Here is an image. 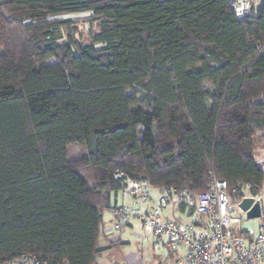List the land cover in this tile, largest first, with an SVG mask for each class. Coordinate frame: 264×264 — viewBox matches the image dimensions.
Listing matches in <instances>:
<instances>
[{
    "label": "trees",
    "instance_id": "obj_1",
    "mask_svg": "<svg viewBox=\"0 0 264 264\" xmlns=\"http://www.w3.org/2000/svg\"><path fill=\"white\" fill-rule=\"evenodd\" d=\"M80 13L99 22L87 45L63 41ZM262 147L264 3L0 0V264H95L128 181L258 198Z\"/></svg>",
    "mask_w": 264,
    "mask_h": 264
},
{
    "label": "built area",
    "instance_id": "obj_2",
    "mask_svg": "<svg viewBox=\"0 0 264 264\" xmlns=\"http://www.w3.org/2000/svg\"><path fill=\"white\" fill-rule=\"evenodd\" d=\"M227 3L238 19H244L253 13L256 4L264 3V0H227ZM250 189L249 184L241 183L230 192L227 182L221 179H215L201 193L172 186L155 187L145 181H128L121 194L132 198L133 203L112 210L115 229L120 230L130 219L139 217V203L154 199L153 206L142 219L156 242L173 252L185 251L184 257L175 264H264V213L259 228H249L243 234L232 229L235 222L234 195L242 194V201L251 197ZM172 204L184 206L186 213L204 218L205 222L202 225L184 224L166 218L165 209ZM10 264L48 262L42 259L41 253H33L24 254Z\"/></svg>",
    "mask_w": 264,
    "mask_h": 264
},
{
    "label": "crops",
    "instance_id": "obj_3",
    "mask_svg": "<svg viewBox=\"0 0 264 264\" xmlns=\"http://www.w3.org/2000/svg\"><path fill=\"white\" fill-rule=\"evenodd\" d=\"M258 199L263 206L264 188ZM132 203V198L123 196L122 194L116 195L113 199V206H128ZM153 203L154 199H152L151 202L139 203L137 207L139 217L130 219L129 222L120 229L119 233L115 231V220L112 211L107 210L104 212V221L101 225V233L98 239L99 253L96 256L95 264H175L184 257V250L173 252L156 242L151 230L144 224L142 217L144 213L153 206ZM165 217L184 224L195 223L202 225L205 222L204 218L188 214L184 209L174 204L166 207ZM245 220H247V218L245 213H243L239 219V223L243 224ZM262 221L263 220L260 218L258 221L253 222L252 227L246 229H243L242 226H239L235 221L232 229L236 233H242L249 228H259ZM136 228H142L147 234L141 236L133 233ZM132 242L138 244L137 247H139L137 252L136 249H134L136 247L131 246ZM140 244H142L141 247ZM115 251H119L120 256L115 255Z\"/></svg>",
    "mask_w": 264,
    "mask_h": 264
},
{
    "label": "rangeland",
    "instance_id": "obj_4",
    "mask_svg": "<svg viewBox=\"0 0 264 264\" xmlns=\"http://www.w3.org/2000/svg\"><path fill=\"white\" fill-rule=\"evenodd\" d=\"M63 19L70 22V25L67 26V31L64 32L63 41H66V37L72 35L79 43L83 45H87L93 42V35L99 31V22L94 19L91 14L89 13H80V14H71L63 16ZM87 150L82 145H74L69 149V159L70 160H77L80 159L82 156L86 154ZM257 160L260 166L264 169V147L259 148L256 154ZM233 208L235 213L233 215L234 220L238 223L239 226H242L243 229L253 226V222L257 220H245L243 224L239 223L240 217L243 215L242 211L239 209L238 203H233ZM235 223V222H234ZM123 230V229H122ZM119 233L120 230H116ZM128 231V230H127ZM135 234L145 236L147 233L142 228H136L134 230ZM138 244L132 242L131 246L137 247ZM142 244H140V247ZM115 255L120 256L119 251H115Z\"/></svg>",
    "mask_w": 264,
    "mask_h": 264
},
{
    "label": "water",
    "instance_id": "obj_5",
    "mask_svg": "<svg viewBox=\"0 0 264 264\" xmlns=\"http://www.w3.org/2000/svg\"><path fill=\"white\" fill-rule=\"evenodd\" d=\"M239 209L245 213L247 220H257L262 217L263 206L259 200L253 197L244 198L239 203Z\"/></svg>",
    "mask_w": 264,
    "mask_h": 264
}]
</instances>
